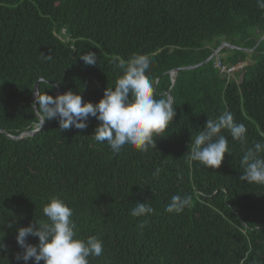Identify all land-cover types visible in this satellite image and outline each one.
Here are the masks:
<instances>
[{
  "label": "trees",
  "instance_id": "1",
  "mask_svg": "<svg viewBox=\"0 0 264 264\" xmlns=\"http://www.w3.org/2000/svg\"><path fill=\"white\" fill-rule=\"evenodd\" d=\"M222 43L224 57L204 63ZM88 51L96 65L79 59ZM134 54L151 58L154 96L170 93L176 108L155 148L125 144L114 153L93 140V117L83 130L60 131L57 120H46L38 134L10 138L40 124L36 83L38 95L73 90L95 104ZM216 58L245 65L229 74ZM196 65L172 83L173 70ZM225 111L246 126L247 144L225 131L231 154L219 168L190 161L192 139ZM256 142H264V9L257 0H0V242L7 245L0 264H18L17 228L44 221L52 197L73 210L77 238L103 241L90 264H264V185L239 178L244 151ZM173 195L190 196L191 206L167 213ZM137 202L155 211L132 217Z\"/></svg>",
  "mask_w": 264,
  "mask_h": 264
},
{
  "label": "clouds",
  "instance_id": "2",
  "mask_svg": "<svg viewBox=\"0 0 264 264\" xmlns=\"http://www.w3.org/2000/svg\"><path fill=\"white\" fill-rule=\"evenodd\" d=\"M257 5L264 9V0H257ZM41 58L51 61L52 55L42 53ZM79 59L86 66L98 62L96 53L92 51L83 52ZM151 63L146 54H134L126 65L121 61L119 67L124 70L123 74L115 81L114 87L105 88L103 97L95 104L82 101L79 92L73 90L56 97L46 92L35 94L32 107L41 118V128L46 120H57L60 131L70 127L83 130L87 128L89 118L93 117L99 122L92 135L93 140L107 142L112 152L119 153L125 144L140 152L155 148V138L166 133L176 115V108L170 99L155 98L154 81L147 74ZM225 131L232 140L247 144L246 126L236 122L231 112L225 111L216 119L208 118L192 139L188 159L206 168H219L225 153L231 154L229 140L223 134ZM241 166L244 171L240 180L264 185V142H256L244 151ZM160 171L157 168L153 176L158 177ZM190 206V196L173 195L164 210L180 214ZM154 211L150 204L137 202L130 215L149 216ZM42 212L46 217L44 221H32L26 227L17 228L16 242L21 249L15 254L18 264L20 261L28 264L30 260L32 264H41V261L43 264H90V257L103 254V241L96 235L77 238L73 210L62 199L52 197ZM146 223V220L141 222L138 228L142 230ZM29 236L38 237V243H27ZM0 250H7V245L0 242Z\"/></svg>",
  "mask_w": 264,
  "mask_h": 264
},
{
  "label": "water",
  "instance_id": "3",
  "mask_svg": "<svg viewBox=\"0 0 264 264\" xmlns=\"http://www.w3.org/2000/svg\"><path fill=\"white\" fill-rule=\"evenodd\" d=\"M225 46H228V44L222 43V44L220 45V47L216 50V52H215V53H214L209 59H207L204 63H207L208 61L212 60V58H214L215 56H217V54L220 52V50L223 49ZM200 65H202V64H200ZM200 65L190 66V67H185V68H180V69H175V70H173L172 73H171L172 83L175 82V79H174V78H175V75H176L180 70H191V69H194V68L199 67ZM38 91H39V89H38V83H36V84H35V87H34V94H33V98H34V99H35V94L38 95V93H39ZM168 99H170V100L172 101V96H171L170 93H168ZM40 120H41V118H40ZM43 126H44V125H43ZM43 126H42V128H41V123H40L37 129H34V130H32V131L25 132V133L21 134V135L18 136V137H10V138H12V139H14V140H20V139H23V138H25V137H27V136H31V137H32V136L38 134V133L43 129Z\"/></svg>",
  "mask_w": 264,
  "mask_h": 264
},
{
  "label": "built area",
  "instance_id": "4",
  "mask_svg": "<svg viewBox=\"0 0 264 264\" xmlns=\"http://www.w3.org/2000/svg\"><path fill=\"white\" fill-rule=\"evenodd\" d=\"M215 66L218 67L221 72L232 74L233 72L243 68V64L237 66H224L220 63L219 59L216 60Z\"/></svg>",
  "mask_w": 264,
  "mask_h": 264
},
{
  "label": "rangeland",
  "instance_id": "5",
  "mask_svg": "<svg viewBox=\"0 0 264 264\" xmlns=\"http://www.w3.org/2000/svg\"><path fill=\"white\" fill-rule=\"evenodd\" d=\"M218 56L221 58L224 57V55H221V54H219ZM249 62H250V58H249V60L246 61V63L248 64ZM237 79L240 80V78H237Z\"/></svg>",
  "mask_w": 264,
  "mask_h": 264
}]
</instances>
